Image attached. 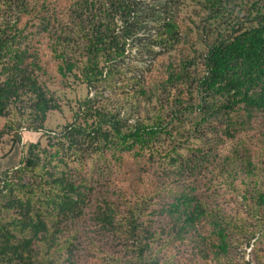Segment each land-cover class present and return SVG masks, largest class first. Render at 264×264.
<instances>
[{"label":"trees","instance_id":"1","mask_svg":"<svg viewBox=\"0 0 264 264\" xmlns=\"http://www.w3.org/2000/svg\"><path fill=\"white\" fill-rule=\"evenodd\" d=\"M186 1L0 0V120H24L8 131L44 129L55 74L94 92L50 148L31 143L0 175V264H86L103 238L122 253L96 259L110 264H176L168 245L233 264L245 244L244 264H264V0L237 13L239 0H204L203 25L183 19Z\"/></svg>","mask_w":264,"mask_h":264},{"label":"rangeland","instance_id":"2","mask_svg":"<svg viewBox=\"0 0 264 264\" xmlns=\"http://www.w3.org/2000/svg\"><path fill=\"white\" fill-rule=\"evenodd\" d=\"M253 0H239L238 6L233 7L236 10L235 12L237 13L238 9H241L242 7L245 8L248 6L247 3L251 4ZM181 16L183 19L186 20L187 23L193 25H199L202 24L204 20L208 17V12L206 10L205 2L204 0H187L186 3L182 5L181 8ZM243 16V14H241ZM244 17V16H243ZM200 36L197 30H194L193 35H192V40L194 42H197L196 47L198 52H201L205 50L204 44L201 43L200 41ZM200 41V42H198ZM188 47V46H187ZM45 55V59L48 60L50 58V50L45 49L43 51ZM128 60H134V57L131 56L130 58H127ZM51 63L48 64V70L50 69V73L53 74L55 73L56 67L53 61H50ZM136 63V62H135ZM50 79V78H49ZM47 82L48 87L51 89L52 93L55 95L56 100L59 104V109L58 110H52L48 113L47 119L44 124V129L40 131H33V129H30L28 127V123L24 122L22 127L16 129V130H7V126L5 125L7 122V119H13V121H21L23 123V117L21 115H11L8 118H4L0 120V175L3 172H6L7 170L13 169V168H18L21 166L23 161L25 160V157L27 156L28 153V148L31 143H40L42 148H50V143H49V137L51 138L52 136L59 135L62 129L64 128L65 125L68 123H71L75 119V111L78 109L79 106V101H82L83 99L87 97H91L93 95V90L89 89L85 84L80 83L75 81L72 77L70 79L63 81V78H61L59 75L55 74L54 80L50 79ZM109 90L106 91V97L109 94ZM115 99H120L119 97L115 96ZM16 128V127H14ZM17 133L20 137L18 140V137H14V134ZM101 167V162L99 160H92L91 164L86 167L84 173L87 171L93 170V169H99ZM151 174H145V180L146 181H152L154 180V175L149 176ZM211 176V175H209ZM25 178L28 179L30 178L29 174L25 175ZM100 180L103 181V176L99 177ZM105 181H103V184ZM143 191V189H140ZM139 190V192H141ZM228 193L223 196H221L218 199V204H220L221 208L226 212L230 213L232 210H237L239 209L238 204L240 203L239 195L235 191H232L230 189H227ZM225 188H223V192H225ZM156 207V205H154ZM245 211L247 210V207H241ZM247 217V214H245L242 217ZM147 217V216H146ZM145 219L148 221V218ZM145 227L148 228L151 231H159V223H152L149 222V225L145 223ZM95 238L97 237L99 239V235L94 234ZM89 241V240H88ZM88 241L86 244H88ZM106 238H103L102 240H96V243L98 244V247H100L102 253L101 255L103 257H110L114 253H120L117 251V245L116 243H108ZM166 240L164 239V236H160L159 242L155 240L154 242V247H156L158 244H163L165 243ZM170 246L169 249L166 246H163L162 250L159 253V256L161 258H164L166 254H174L176 256V264H217L214 260H199V262L196 261V257H194L193 251L191 252L189 249L186 250L185 253H178L177 249L171 250L172 246ZM96 251H99L98 249ZM122 252V251H121ZM86 256L88 255L87 252H83ZM99 252L94 253L90 256H85V262L88 260L86 264H110L106 258H103L101 261H96L101 255H98ZM235 260L233 264H244V257L248 261H252L253 256H252V247L247 246L246 244L243 245L242 247H239L235 249ZM174 260V259H173ZM94 261V262H93ZM168 264V263H167Z\"/></svg>","mask_w":264,"mask_h":264}]
</instances>
